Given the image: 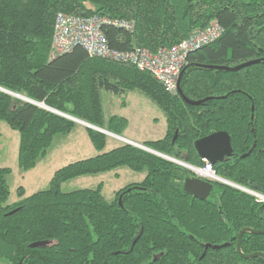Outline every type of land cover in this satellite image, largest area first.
I'll use <instances>...</instances> for the list:
<instances>
[{
    "label": "trees",
    "instance_id": "trees-1",
    "mask_svg": "<svg viewBox=\"0 0 264 264\" xmlns=\"http://www.w3.org/2000/svg\"><path fill=\"white\" fill-rule=\"evenodd\" d=\"M58 13L129 21L131 32L103 28L109 47H138L152 54L216 21L223 30L220 38L188 55L180 80L188 100H208L187 105L151 74L91 58L81 47L49 59ZM256 60L235 72L201 67L233 68ZM0 88L62 114L0 91V122L19 134L17 166L23 172L47 156L55 136L75 129L77 123L68 117L123 137L128 121L105 119L101 92L121 96L138 91L166 122L164 136L143 146L203 168L195 142L226 132L232 156L212 170L221 179L264 193V0H0ZM85 131L97 155L57 170L45 191L25 198L19 187V201L7 204L12 171L0 168L1 262L264 264L261 258L242 260L235 252L238 231L264 223V208L254 198L213 182L209 198L198 200L183 189L185 180L195 177L186 168L129 144L104 152L107 136ZM123 167L146 175L119 190L111 202L102 195V183L94 189L61 191L73 179ZM36 242L47 244L32 248ZM255 249L264 250V236L246 233L242 252Z\"/></svg>",
    "mask_w": 264,
    "mask_h": 264
},
{
    "label": "rangeland",
    "instance_id": "rangeland-1",
    "mask_svg": "<svg viewBox=\"0 0 264 264\" xmlns=\"http://www.w3.org/2000/svg\"><path fill=\"white\" fill-rule=\"evenodd\" d=\"M102 105L105 118L111 116L126 117L129 129L124 133L125 140L133 138L138 141H156L163 137L166 122L163 113L146 96L138 91L116 96L101 92ZM125 104L124 107L121 105ZM79 128H84L82 124ZM84 130V129H79ZM128 141V140H127ZM0 167L11 169L7 176L10 195L7 204L12 205L19 201L17 189L24 187V197L45 191L53 174L68 164L89 159L97 155L85 131H76L72 135L54 137L52 146L44 159L38 161L36 167L28 172L21 171L17 166V153L19 134L11 130L4 122H0ZM123 144L116 136H107L104 152H108ZM140 142L138 145H142ZM146 172L135 173L126 167L116 171L102 173L94 176L79 177L64 183L61 186L63 193H70L83 189H94L103 184L102 195L106 201L114 200L115 194L124 187L140 183ZM117 176V177H116ZM0 264H6L0 261Z\"/></svg>",
    "mask_w": 264,
    "mask_h": 264
},
{
    "label": "built area",
    "instance_id": "built-area-1",
    "mask_svg": "<svg viewBox=\"0 0 264 264\" xmlns=\"http://www.w3.org/2000/svg\"><path fill=\"white\" fill-rule=\"evenodd\" d=\"M104 27L131 32L133 24L122 19L105 16L88 18L58 13L53 23L49 59H54L74 48H83L89 57L128 64L139 71L147 72L162 85L172 97L178 96L177 82L189 54L200 50L220 38L223 30L216 21L203 30H194L191 35L170 49H160L150 53L144 48L134 47L127 51H118L109 47ZM191 173L204 181L223 182L212 166L205 162L203 168L192 167ZM221 180V181H220ZM247 193L257 202H264V195L253 191Z\"/></svg>",
    "mask_w": 264,
    "mask_h": 264
},
{
    "label": "water",
    "instance_id": "water-1",
    "mask_svg": "<svg viewBox=\"0 0 264 264\" xmlns=\"http://www.w3.org/2000/svg\"><path fill=\"white\" fill-rule=\"evenodd\" d=\"M259 60H256V61H249V62H245L243 64H240L238 66H235L233 68H229V67H217V66H201L202 68H206V69H214V70H220V71H225V72H235V71H239L245 67H248L250 65H253L254 63H258ZM185 69H183L180 73V76H179V79H178V82H177V89H178V95L180 96V98L183 100V102H185L187 105H191V106H199L200 104H202L203 102H205L206 100L208 99H204V100H200V101H191V100H188L183 94H182V91L180 89V80H181V77L184 73ZM0 91L1 92H4V93H7L11 96H14L16 98H19L21 100H24L28 103H31L35 106H38L40 108H43V109H46V110H49V111H52V112H55L59 115H62L54 110H51L47 107H45L43 104H39V103H35L33 101H30L24 97H21V96H18V95H15L13 93H10L8 91H5L3 89L0 88ZM252 110V114H253V111H254V107L252 106L251 108ZM69 119H71L72 121L78 123V124H82L84 125L86 128H89V129H93L95 131H98L106 136H116V135H113L109 132H107L106 130H103V129H100V128H97V127H94L88 123H85L83 121H80L78 119H74V118H70L68 117ZM253 118V115L251 116V119ZM116 137H119V136H116ZM121 138V137H120ZM122 141H124L126 144H129V145H133L135 147H138L140 149H143L145 151H148L150 153H153L157 156H160L166 160H169L173 163H176L180 166H182L183 168H186L187 170L191 171L192 170V166L186 164V163H183V162H179V161H176L174 159H171L169 157H166L164 155H161L159 153H156L148 148H146L145 146L143 145H138V144H134L132 142H129L123 138H121ZM194 148L199 156V158L203 161H206L208 162L210 165L214 166L216 165L218 162H222L225 158H228L232 155V147H231V140H230V137L229 135L226 133V132H215V133H212V134H209L199 140H197L194 144ZM246 155H243L242 157H245ZM223 182H220L224 185H228V186H233L232 183L224 180V179H221ZM183 189L185 192L189 193L190 195H192L193 197L201 200V201H204L206 200L210 194H211V191L213 189V183L211 182H208V181H204L200 178H188L185 180L184 184H183ZM119 205L121 206V201L119 200ZM251 230H248V229H244L242 230L240 233H239V238L241 237V235L244 233V232H250ZM252 232V231H251ZM254 232V231H253ZM254 233H259V232H254ZM47 243H42V242H36V243H33L31 244V247L32 248H41V247H44ZM237 251L239 252V242H238V245H237ZM240 253V252H239ZM258 256H261L264 258L263 255L261 254H252V255H249V256H242L243 258H246V259H250V258H254V257H258Z\"/></svg>",
    "mask_w": 264,
    "mask_h": 264
},
{
    "label": "flooded vegetation",
    "instance_id": "flooded-vegetation-1",
    "mask_svg": "<svg viewBox=\"0 0 264 264\" xmlns=\"http://www.w3.org/2000/svg\"><path fill=\"white\" fill-rule=\"evenodd\" d=\"M232 153H233V150H232ZM232 156V155H231ZM230 156V157H231ZM230 157H228V158H230ZM204 162H206V161H204ZM219 163V162H218ZM212 166V165H211ZM195 178V177H194ZM220 178V177H219ZM229 182V181H228ZM214 183H217V184H222V183H220V182H214ZM231 183V182H230ZM233 184V186H230V187H232V188H234V189H237V190H239V191H241V192H243V193H246V194H248L247 193V191H252V190H247V189H245V188H242V187H240V186H238V185H236V184H234V183H232ZM224 185V184H223ZM228 186V185H227ZM253 192H256V191H253ZM256 193H259V192H256ZM259 194H262V193H259ZM249 195V194H248ZM263 195H264V193H263ZM250 196V195H249ZM209 198V197H208ZM207 198V199H208ZM199 200V199H198ZM205 201V200H204ZM257 204H260L261 206H263V208H264V202H257V201H255ZM244 229H248V230H251L250 232H244L242 235H241V237L239 238V233L242 231V230H244ZM259 232V233H254V232ZM246 233H248V234H251V235H262V236H264V223H262L261 225H260V227L259 228H254V227H250V226H247V227H243V228H241L239 231H238V233H237V236H236V243H235V252H236V254L238 255V257L240 258V259H242V260H251V259H256V258H261V259H263L264 260V258L263 257H261V256H258V257H254V258H250V259H246V258H243L242 256H249V255H252V254H261V255H263L264 256V250L263 251H261V250H258V249H255V250H253L252 252H248V253H243L242 252V250H241V247H242V238H243V236L246 234ZM238 242H239V252L237 251V245H238ZM246 244V243H245Z\"/></svg>",
    "mask_w": 264,
    "mask_h": 264
},
{
    "label": "crops",
    "instance_id": "crops-1",
    "mask_svg": "<svg viewBox=\"0 0 264 264\" xmlns=\"http://www.w3.org/2000/svg\"><path fill=\"white\" fill-rule=\"evenodd\" d=\"M122 107H124L125 106V104H122L121 105ZM102 107H103V105H102ZM103 112H104V110H103ZM115 116H117V115H115ZM117 117H122V116H117ZM122 118H125L126 119V117H122ZM106 119V118H105ZM108 119V118H107ZM127 121H128V119H126ZM79 127H81V126H76L75 127V129L69 134V135H72L73 133H75L76 131H80L81 133H83V131H85V128L86 127H82V128H79ZM79 129H84V130H79ZM129 129V121H128V127H127V129L124 131V133L127 131ZM86 132V131H85ZM165 133V132H164ZM68 135V136H69ZM164 136V135H163ZM123 137H124V134H123ZM129 142H132V143H134V144H139L140 142H146V141H138V140H135V139H133V138H127V137H125ZM1 143H0V147H1ZM0 168H3V167H0ZM22 187V186H21ZM23 189H24V187H22ZM25 192H26V190L24 189V194H25Z\"/></svg>",
    "mask_w": 264,
    "mask_h": 264
},
{
    "label": "bare ground",
    "instance_id": "bare-ground-1",
    "mask_svg": "<svg viewBox=\"0 0 264 264\" xmlns=\"http://www.w3.org/2000/svg\"><path fill=\"white\" fill-rule=\"evenodd\" d=\"M110 136H112V135H110ZM119 140H121V138L120 137H117ZM221 181V180H220Z\"/></svg>",
    "mask_w": 264,
    "mask_h": 264
}]
</instances>
